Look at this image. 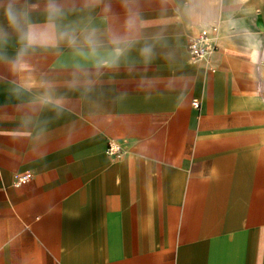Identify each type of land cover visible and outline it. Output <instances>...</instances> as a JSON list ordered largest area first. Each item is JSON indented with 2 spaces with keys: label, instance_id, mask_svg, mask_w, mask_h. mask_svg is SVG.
Here are the masks:
<instances>
[{
  "label": "crops",
  "instance_id": "obj_1",
  "mask_svg": "<svg viewBox=\"0 0 264 264\" xmlns=\"http://www.w3.org/2000/svg\"><path fill=\"white\" fill-rule=\"evenodd\" d=\"M58 3L51 31L96 29L103 47L0 61V264H264V0ZM46 5L16 6L48 28ZM201 32L217 48L193 60Z\"/></svg>",
  "mask_w": 264,
  "mask_h": 264
},
{
  "label": "clouds",
  "instance_id": "obj_2",
  "mask_svg": "<svg viewBox=\"0 0 264 264\" xmlns=\"http://www.w3.org/2000/svg\"><path fill=\"white\" fill-rule=\"evenodd\" d=\"M98 2V0H96ZM17 0H9L7 6L4 9L5 18L7 21V27L0 25V61H4L12 65L15 68L19 61L24 57L29 48L36 46H52L59 41H64L69 47L73 48L77 55L84 59L97 57L99 49L103 47L102 41L97 36L96 29H92L82 34V37H78L75 29L71 26H65L60 31L53 32L50 29H56L58 27V21L62 20L65 16V10L58 0H47L46 12L48 28H37L35 26H29V13L27 6L17 7ZM34 7V6H33ZM130 24H134V20L129 21ZM11 29L17 33L18 40L22 44L15 59L8 57L6 52V46L9 42ZM156 39H159L157 37ZM125 41V37L114 35L112 37V43L117 45L115 48L116 55L122 54L123 49L119 45ZM141 55L145 61H150L154 56V45L145 41L140 49ZM108 66L107 62L103 60L96 61V67L100 68Z\"/></svg>",
  "mask_w": 264,
  "mask_h": 264
},
{
  "label": "built area",
  "instance_id": "obj_3",
  "mask_svg": "<svg viewBox=\"0 0 264 264\" xmlns=\"http://www.w3.org/2000/svg\"><path fill=\"white\" fill-rule=\"evenodd\" d=\"M219 26L217 24L212 25L211 33L217 34ZM208 32H201L198 36L188 37V51L193 60H201L209 57L216 51V44L214 42V37ZM193 105L195 108H199L200 102L194 101ZM108 153L113 154L116 159H121L123 153L121 148L115 144L110 143L108 147ZM31 178L30 174L16 175L14 180L15 186H21L27 183Z\"/></svg>",
  "mask_w": 264,
  "mask_h": 264
}]
</instances>
